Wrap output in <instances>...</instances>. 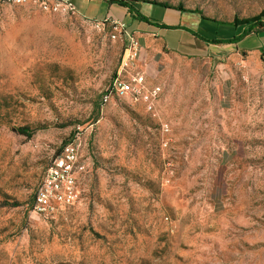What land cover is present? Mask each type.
Instances as JSON below:
<instances>
[{"label":"rangeland","instance_id":"1","mask_svg":"<svg viewBox=\"0 0 264 264\" xmlns=\"http://www.w3.org/2000/svg\"><path fill=\"white\" fill-rule=\"evenodd\" d=\"M152 3L225 23L199 21L209 40L264 14V0L133 5L163 21ZM98 22L0 3V264H264V33L198 54L149 37L143 69L158 99L103 105L124 40ZM78 133L81 203L34 213L47 168Z\"/></svg>","mask_w":264,"mask_h":264},{"label":"built area","instance_id":"2","mask_svg":"<svg viewBox=\"0 0 264 264\" xmlns=\"http://www.w3.org/2000/svg\"><path fill=\"white\" fill-rule=\"evenodd\" d=\"M108 2V0H105ZM23 4L36 2L49 13L78 14L77 5L73 0H0V3ZM111 21L115 25L112 37L124 40V52L118 75L105 90L102 101L108 104L114 98H131L134 102L148 104L156 101L162 92L161 86H150L143 69L145 49L141 39L127 31V26L113 18L98 22ZM80 130V128H78ZM83 138L78 133L76 138L66 144L55 162L50 165L35 194L32 210L43 216H54L72 208L82 201L81 176L87 171L88 165L81 156Z\"/></svg>","mask_w":264,"mask_h":264},{"label":"crops","instance_id":"3","mask_svg":"<svg viewBox=\"0 0 264 264\" xmlns=\"http://www.w3.org/2000/svg\"><path fill=\"white\" fill-rule=\"evenodd\" d=\"M77 5L78 13L95 21H106L115 19L126 24L128 30L141 39L146 46L147 39L154 37L163 40L167 48L181 50L188 54L201 53L207 44L194 36L189 30L197 28L199 21L195 15L188 14L176 8H166L163 21H140L136 19L127 7L105 0H73ZM145 17V16H144ZM146 23V27L142 26ZM212 45V44H208ZM146 48V47H145Z\"/></svg>","mask_w":264,"mask_h":264},{"label":"trees","instance_id":"4","mask_svg":"<svg viewBox=\"0 0 264 264\" xmlns=\"http://www.w3.org/2000/svg\"><path fill=\"white\" fill-rule=\"evenodd\" d=\"M109 3H116L119 4L121 6L127 7L129 9V12L131 13V15H133L136 19L140 20V21H146L149 22L148 18L144 17L140 11H138L133 3L135 2H139V0H108ZM150 3V2H149ZM152 4H159V3H152ZM165 8H174L168 4H159ZM177 10L183 11L182 7L178 6L176 7ZM262 17H264V14L256 16L254 18H250L247 20H242V21H238L236 20L235 23L233 25L236 26H244V31L240 36L234 37L232 39H225V40H209L206 39L202 36H200L198 33L189 30L194 36H196L197 38H199L200 40H202L203 42L207 43V44H215V45H219V44H238L241 40H243L246 37H249L251 34H256L259 35L261 33H264V21L262 20ZM202 20H206V21H213V22H219V21H215L212 19H208L205 18L204 16H201ZM222 24H225L223 22H219ZM20 132L22 134H28V135H32L33 131L29 128L23 127L20 129Z\"/></svg>","mask_w":264,"mask_h":264}]
</instances>
